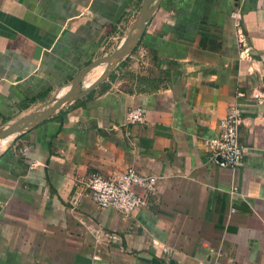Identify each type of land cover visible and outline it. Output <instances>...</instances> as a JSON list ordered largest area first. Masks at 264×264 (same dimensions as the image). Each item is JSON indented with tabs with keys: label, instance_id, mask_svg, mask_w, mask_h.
I'll list each match as a JSON object with an SVG mask.
<instances>
[{
	"label": "crops",
	"instance_id": "crops-1",
	"mask_svg": "<svg viewBox=\"0 0 264 264\" xmlns=\"http://www.w3.org/2000/svg\"><path fill=\"white\" fill-rule=\"evenodd\" d=\"M144 1L0 0V131L117 50ZM155 2L105 79L1 138L0 264H264V0ZM232 106L242 160L220 168L205 142ZM127 167L156 178L149 205L96 208L86 178Z\"/></svg>",
	"mask_w": 264,
	"mask_h": 264
},
{
	"label": "built area",
	"instance_id": "built-area-1",
	"mask_svg": "<svg viewBox=\"0 0 264 264\" xmlns=\"http://www.w3.org/2000/svg\"><path fill=\"white\" fill-rule=\"evenodd\" d=\"M229 17L235 28L237 46L241 53H246L244 36L240 30L239 10L230 12ZM126 123L135 124L144 121V110L133 108L127 111ZM240 111L236 106L228 109L218 122L217 134L205 142L210 153V161L220 167L233 169L241 164L242 151L238 141ZM156 178L145 176L132 167L124 168L121 172L109 176L90 174L84 183L86 194L91 203L98 209L111 208L119 215L128 218L131 214L149 205L154 191Z\"/></svg>",
	"mask_w": 264,
	"mask_h": 264
},
{
	"label": "water",
	"instance_id": "water-1",
	"mask_svg": "<svg viewBox=\"0 0 264 264\" xmlns=\"http://www.w3.org/2000/svg\"><path fill=\"white\" fill-rule=\"evenodd\" d=\"M151 0H145L144 4L139 12L138 18L133 26V29L131 30L130 34L127 36L126 40L121 44V46L109 57H104L96 60L93 62L90 66H87L83 70H81L73 79L71 84L69 85L68 91L61 96L60 98L56 99L53 101V104L46 108V110L40 114H36L35 116H30L28 118L22 119L17 123L12 124L8 128H5L4 130L0 131V139L4 138L14 132H17L18 130L23 129L27 125H33L35 123L41 122L45 120L50 114L53 113L54 110H56L61 104L64 102L68 101L75 95L82 93L84 91H77V87L79 83L81 82L83 76L85 75L86 72L89 70L93 69L96 65L103 63L107 59H115L116 62H119L122 58H124L126 55H128L135 45L137 44V40L144 28L146 20L149 18V15L152 11V9L157 5V2H155L154 6L150 8L149 10L147 9V3H149ZM111 71V69H108L103 72V74L98 78L94 83L93 86L98 84L107 74Z\"/></svg>",
	"mask_w": 264,
	"mask_h": 264
},
{
	"label": "rangeland",
	"instance_id": "rangeland-1",
	"mask_svg": "<svg viewBox=\"0 0 264 264\" xmlns=\"http://www.w3.org/2000/svg\"><path fill=\"white\" fill-rule=\"evenodd\" d=\"M139 15V14H138ZM136 18V19H135ZM137 18H138V16H137V13L135 14H133L132 15V17H130L127 21H125V24L123 25V27L121 28V32L119 33V36L118 37H120V40L122 39V43L126 40V38H127V36L130 34V32H131V30L133 29V26H134V24H135V22H136V20H137ZM118 42H119V39L117 40L116 39V41H113L111 44H110V46H109V50L108 51H105L104 53H105V55L106 56H103L102 58H104V57H109V56H111L113 53H114V51H116V47L118 46ZM95 67H98V68H101V66H99V64L98 65H96ZM91 72V74H94L95 73V71H96V69H91L90 70ZM100 78V77H99ZM106 78V76L103 78V79H105ZM96 81V80H95ZM51 100H52V98H50ZM53 101H54V99L52 100V101H50L45 107H40L39 109H38V114H40V113H42V112H44L45 110H46V108H48V107H50L52 104H53ZM37 112H34V114H37Z\"/></svg>",
	"mask_w": 264,
	"mask_h": 264
},
{
	"label": "bare ground",
	"instance_id": "bare-ground-1",
	"mask_svg": "<svg viewBox=\"0 0 264 264\" xmlns=\"http://www.w3.org/2000/svg\"><path fill=\"white\" fill-rule=\"evenodd\" d=\"M116 63V58L115 59H107L106 61H104L102 64H101V68H98V67H94V69H96L95 73L94 74H89L87 75L78 85V87L98 76H101L103 74L104 71L110 69L114 64ZM77 87V88H78ZM58 96V94H56L53 99H55L56 97ZM2 140V139H0Z\"/></svg>",
	"mask_w": 264,
	"mask_h": 264
}]
</instances>
